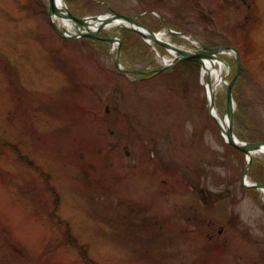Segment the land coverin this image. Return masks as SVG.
Returning <instances> with one entry per match:
<instances>
[{
    "label": "rangeland",
    "instance_id": "374dc122",
    "mask_svg": "<svg viewBox=\"0 0 264 264\" xmlns=\"http://www.w3.org/2000/svg\"><path fill=\"white\" fill-rule=\"evenodd\" d=\"M64 2L78 18L151 10L140 21L154 31L164 20L237 48L233 132L264 135V0ZM47 8L0 0V264H264L262 194L241 185L245 160L207 113L201 65L127 75L160 67L138 35L98 32L119 37L118 71L107 42L60 38ZM125 33L135 45L123 53ZM215 104L226 115L224 86ZM247 177L264 185V156Z\"/></svg>",
    "mask_w": 264,
    "mask_h": 264
},
{
    "label": "water",
    "instance_id": "95a60500",
    "mask_svg": "<svg viewBox=\"0 0 264 264\" xmlns=\"http://www.w3.org/2000/svg\"><path fill=\"white\" fill-rule=\"evenodd\" d=\"M149 13H154V12L150 11ZM47 16L52 29L61 38L68 40H77L81 38L100 39L108 43L114 42L115 38H103V39L99 38L97 36L98 32L104 30L108 25H111L115 21H121L123 24L122 26H119V28H124L137 33L147 44H149V42H152L165 49H171L175 51L177 54L176 62H181L189 59H198L200 61L207 59L211 61L213 60L220 61L225 66L228 67V64L223 60H221L219 57H217V55L222 53L223 51H227V50L232 51L234 53L235 69L231 79L229 80L228 83H226V115L225 116L228 121L226 130L222 128L220 122L217 121L215 115H213V113L216 111V106H215V98H214L213 90L210 87H209L211 91L210 98L209 100H207L206 109H207V113L213 120L219 132L221 133L224 142L228 146L242 153L245 158V166L242 173V186L245 188H253L264 193L263 184L250 183L247 180V173L252 165L251 155L252 153H257L259 151H262V149H264V141L243 142L240 141L233 132V113L235 110V103L233 100L232 89L241 71V58L239 51L236 48L232 46L208 47L204 45L202 46V50L195 53H189L159 40L156 37V34L149 27L138 21L137 16H128L116 11H111L109 14H105V15H95V16L78 18L68 9L64 0H48ZM101 16L104 17L102 18ZM54 19H61L70 22L73 25L75 31L73 32L64 27H61L55 22ZM89 21H99L100 24L96 30H92L88 25ZM164 27L168 34H175L168 28L166 23H164ZM172 66L173 65L166 66L160 69V71L169 69ZM128 73H133L135 75L149 74V72L139 71V70L128 71ZM207 81H208V85L210 86V80L208 79ZM261 207L264 215V198L261 200Z\"/></svg>",
    "mask_w": 264,
    "mask_h": 264
},
{
    "label": "bare ground",
    "instance_id": "6f19581e",
    "mask_svg": "<svg viewBox=\"0 0 264 264\" xmlns=\"http://www.w3.org/2000/svg\"><path fill=\"white\" fill-rule=\"evenodd\" d=\"M101 17L103 18L104 16H101ZM54 20L61 27H64L70 31L73 30V25L70 22H68L66 20H61V19H54ZM99 24H100L99 21H89V23H88L89 27L92 30H96L98 28ZM122 24L123 23L121 21H115L111 25H108L104 30H109L113 27H119V26H122ZM164 37H165V34L163 31H161L159 34H157L158 39L163 40ZM171 53H173V51ZM226 73H227V68L224 66V64L222 62L213 63L211 61H205V67L202 71V76H203L202 83H203V85L208 86L207 80H206L208 78L210 80V86L209 87L212 88L213 94L216 95L218 88L221 86V84L224 81V76ZM209 87L207 89L208 100L210 98V92H211ZM213 115H215V118L217 119V121L220 122V125L222 126V128L224 130H226L227 125H228V121H227L226 116L225 115L220 116L217 110L213 113ZM257 156H264V149H262V151H259L257 153H252L251 158L253 159L254 157H257ZM262 198H264L263 193H262Z\"/></svg>",
    "mask_w": 264,
    "mask_h": 264
},
{
    "label": "trees",
    "instance_id": "16d2710c",
    "mask_svg": "<svg viewBox=\"0 0 264 264\" xmlns=\"http://www.w3.org/2000/svg\"><path fill=\"white\" fill-rule=\"evenodd\" d=\"M130 32V31H129ZM131 33H133V32H131ZM134 34V33H133ZM206 44H208V45H212V43H210L208 40H207V42H206ZM133 45H135L134 44V40H133V38L132 37H129V36H127V34L125 33V34H123V37H122V50H123V53L127 50V49H129L131 46H133ZM241 61H242V66H241V73H240V76L238 77V79L236 80V83H235V85H234V87H233V98L234 99H238V96H240V86H241V83H242V81H243V79H245L246 78V74H245V69H244V61L242 60V58H241ZM230 62H232V66H233V69H234V60H231ZM200 65H201V62L199 61V60H197V59H189V60H186V61H182L180 64H178L177 66H175V67H173V68H171V69H167V70H165V71H163V72H157V71H155V72H153V74L152 75H149V76H144V77H142L141 79H143V80H147V79H149L151 76H156V77H158V78H160V77H163V76H171V77H173V76H176V77H178V76H180V72H179V68L180 69H184L185 68V70L186 69H189V68H194L195 70H199V68H200ZM255 84V83H254ZM238 102H239V100H238ZM239 108H240V106H239ZM239 108H238V111H236L235 110V112H234V115H233V120L235 121V124H241V118H242V116H243V113H242V110L240 111L239 110ZM241 109V108H240ZM241 126V125H240ZM243 137V136H242ZM243 139L245 140V141H250L251 139L247 136V135H245L244 137H243ZM255 140H257V141H260V140H264V135H259V136H257L256 138H254ZM253 139V140H254ZM229 148H231V147H229ZM232 150H234L233 148H231ZM234 151H236V150H234ZM237 152V151H236ZM239 153V152H238ZM241 154V153H240ZM244 190H251V191H256V190H254V189H245L244 188ZM203 198H206L205 197V195H203ZM67 236V235H66ZM77 246V248H78V251H79V253L82 255V254H84V255H82V256H85L86 257V255H85V250L81 247V246H79V245H76Z\"/></svg>",
    "mask_w": 264,
    "mask_h": 264
},
{
    "label": "built area",
    "instance_id": "2783aa9c",
    "mask_svg": "<svg viewBox=\"0 0 264 264\" xmlns=\"http://www.w3.org/2000/svg\"><path fill=\"white\" fill-rule=\"evenodd\" d=\"M183 48L187 50H193L199 47V44L194 40H189L188 44H183ZM165 63H170L172 61V58L166 57L162 59Z\"/></svg>",
    "mask_w": 264,
    "mask_h": 264
},
{
    "label": "flooded vegetation",
    "instance_id": "af4514ba",
    "mask_svg": "<svg viewBox=\"0 0 264 264\" xmlns=\"http://www.w3.org/2000/svg\"><path fill=\"white\" fill-rule=\"evenodd\" d=\"M151 11V10H150ZM150 11H145L144 13L142 14H139V15H133V16H137V19L138 21L141 20V18L146 15V14H152V13H149ZM154 12V11H152ZM141 22V21H140ZM163 24L166 23L164 20H162ZM142 23V22H141ZM144 24V23H143ZM146 25V24H145ZM166 25L168 26V24L166 23ZM169 27V26H168ZM203 41V40H202ZM204 42V41H203ZM207 42V41H206ZM125 155L128 157L130 155V153L128 151L125 152ZM135 163V162H134Z\"/></svg>",
    "mask_w": 264,
    "mask_h": 264
}]
</instances>
